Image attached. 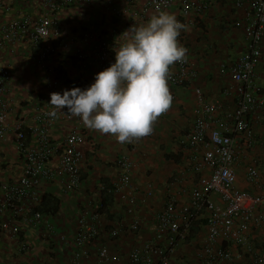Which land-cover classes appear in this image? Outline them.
Masks as SVG:
<instances>
[{"label":"built area","instance_id":"obj_1","mask_svg":"<svg viewBox=\"0 0 264 264\" xmlns=\"http://www.w3.org/2000/svg\"><path fill=\"white\" fill-rule=\"evenodd\" d=\"M99 1L103 0H0V173L8 175L0 180V237L16 241L19 264H28L24 259L29 250L28 243L20 240V232L43 219L38 210L42 188L56 184L64 193H74L82 185V113L107 98L123 121V133L134 135L135 119L130 108L118 101L113 79L118 32H131L148 17L160 30L164 55L170 60L160 71L162 79L169 87L191 84L197 72L184 51V20L191 14H204L221 0H121L122 6L117 0H105V12L94 28L82 29L74 42L88 51L77 50L69 56L82 64L92 62L97 85L92 94L77 93L72 104L64 107L58 73L61 60L67 56V41L60 14L70 7L86 9ZM231 1L241 14L230 28L241 32L243 51L231 63L220 64L219 73L228 77L230 85L223 94L232 99L233 106L227 109L219 101L207 102L203 91L194 88L193 126L179 140L190 151V165L183 176L174 177L161 188V207L150 219L152 235L126 249L121 247V235L141 232L140 209L156 192L152 181L142 189L133 187L134 161L128 153H118L114 158L117 181L108 190L99 187V199L93 200L92 209L80 210L71 253L63 264H264V243L255 246L249 235L251 227L264 223V157L254 158L242 169L251 189L237 186V168L245 153L257 146L264 152V139L258 138L254 127L264 120V93L257 74L264 46V0ZM175 5L178 17L166 19L165 12ZM20 44L26 48L27 61L38 68L45 93H33L27 106L17 107L18 114L9 92L10 70L3 53L5 48ZM73 120L75 124L60 143L50 138L58 122ZM8 137L13 161L5 157ZM14 168L18 173L9 176ZM103 192L125 203L128 219L107 222V237L100 239ZM180 198L184 202L180 203ZM195 231L199 241L193 237ZM189 251L191 262L184 259Z\"/></svg>","mask_w":264,"mask_h":264},{"label":"crops","instance_id":"obj_2","mask_svg":"<svg viewBox=\"0 0 264 264\" xmlns=\"http://www.w3.org/2000/svg\"><path fill=\"white\" fill-rule=\"evenodd\" d=\"M175 3L177 5L178 2ZM96 4L86 9L70 7L60 14L63 36L67 41L65 49L67 56L61 60L58 73L62 80L59 95L64 107L72 104L77 93L92 94L97 85L96 68L92 62L82 64L69 57L77 50L88 51L87 47H80L74 42L82 29L94 28L100 15L104 14L105 0ZM117 4L122 6V1L117 0ZM176 5L165 12L166 19L178 17L179 9ZM31 10L33 11L32 7L28 12ZM240 14L231 0H221L204 14L200 16L191 14L184 20L186 33L183 41L184 51L189 63L198 66V74L191 84L179 87H169L160 75L161 69L170 65V60L164 55L160 30L151 24L148 17L140 20L131 32L123 30L118 32L113 79L118 86V101L130 108L135 119L134 135L127 136L123 133V121L114 112L107 98L91 110L82 113L79 122L84 136L81 145L84 159L81 167L83 180L80 192L63 193L60 187L54 184H47L48 186L44 187L46 188L42 190L44 195H52L61 202L54 214L43 213L44 218L40 224L24 227L20 232V240L29 246L24 259L28 264H63L65 256L71 253L76 218L80 214L79 208L92 209L93 200L99 199V187H108L117 181L119 173L114 166V158L118 153H128L134 161L135 167L131 174L134 188L142 189L146 182L151 181L148 179L153 180L156 194L139 212L142 220V229L138 234L140 243L152 235L153 226L149 220L161 207L163 195L161 188L174 177L183 176L185 173L182 172L190 165V151L181 146L179 140L189 133L193 126V106L196 104L194 88L197 86L203 91L207 102L219 101L227 109L233 106L232 99L223 94V90L230 82L226 76L219 73L216 64L231 63L241 54V49L243 50L241 32L230 28L231 23L238 19ZM153 16L152 14L151 19ZM236 35L239 36L237 39ZM26 55L27 51L23 44H20V47L5 48L3 53L4 61L10 70L9 92L15 102L26 99L29 93H32L31 95L37 93V88L44 90L38 68L27 61ZM262 66L263 63L257 69L259 77L263 76ZM261 84L264 85L262 82ZM151 89H154V93L150 91ZM74 124L75 120L58 122L51 129L50 138L60 143ZM254 127L255 130H260L256 123ZM136 143L139 150L135 155L130 151L136 149V146H133ZM7 144L9 146H5V157L13 161L15 154L11 148V137H8ZM170 164H174V168ZM172 168L175 171L166 174L167 170ZM237 169L239 174V167ZM11 173H18V170L11 169L9 176ZM5 174L0 173V180L5 178L3 177ZM187 176L188 174L184 177ZM239 178L243 182L241 189H251L243 176ZM179 200L180 203L184 202V199ZM111 201V204L106 205L105 212L100 211V214L102 213L99 222L102 228L100 239H103L102 235L107 237L103 231L109 223L128 219V216H124L125 203L114 201L113 198ZM120 203L122 207L117 209L115 206ZM249 235L255 246L262 245L264 223L251 227ZM98 244L91 249L92 254H95ZM16 245V241L9 236L0 237V264H9L12 261L14 264L20 263L21 259L16 255ZM83 264L92 263L90 261Z\"/></svg>","mask_w":264,"mask_h":264},{"label":"rangeland","instance_id":"obj_3","mask_svg":"<svg viewBox=\"0 0 264 264\" xmlns=\"http://www.w3.org/2000/svg\"><path fill=\"white\" fill-rule=\"evenodd\" d=\"M237 32V31H236ZM231 33H233V32H231ZM238 33V32H237ZM239 34V33H238ZM237 37H239L238 35H236L235 36V38L237 39ZM264 48V47H263ZM243 50L241 49V52H242ZM262 52H263V56L261 57V62L260 63H263V68L261 69V71H263L262 72V74L261 75H263V76H260V79H259V86L261 87V89H262V91H263V93H264V85H262L261 84V82L264 84V51H263V49H262ZM240 54V53H239ZM235 57H237V55L235 56ZM221 63L219 62V65H220ZM192 65H193V68L196 70V72L198 71V66L196 67V65H194L193 63H192ZM219 65H217L216 64V66H218L219 67ZM214 68H215V66H214ZM218 73V69H217V72H216V76L218 75L217 74ZM197 74H198V72H197ZM259 75H260V73H259ZM38 76H40V74H38ZM41 77V76H40ZM228 78V77H227ZM262 79H263V81H262ZM42 84H40V87L42 88V86H41ZM200 86V85H199ZM197 87V86H196ZM37 90V93H42V94H44L45 92H44V90H42V89H39V88H37L36 89ZM19 91H21V88L19 87ZM152 93H154V89H151L150 90ZM32 93H29V95H27V97H26V99H24V100H20V101H17V102H14L13 103V107L15 108L14 110L18 113V114H20L19 113V109L17 108L19 105H23V106H27L28 104H29V102L31 101V98H32V95H31ZM13 101H15V99L13 98ZM20 103V104H19ZM195 105L193 106V111H194V109H195ZM91 110V109H90ZM259 128L258 129H260L259 131L258 130H256V133H257V136H258V138H261V139H264V121H263V123L259 126L258 124H256ZM80 126H81V123H80ZM255 126V125H254ZM139 143V142H138ZM138 143H136L135 145H133V146H136V149L133 151V153L136 155L137 153H138ZM129 149V148H128ZM263 158L264 157V152H263V150L261 149V147H259V146H257V147H255V148H253V149H251V150H248L246 153H245V156L241 159V161H240V164L238 165L239 166V174L237 175V186L240 188V186L242 185V179H238V177L239 176H243V175H241V174H243L242 173V169L245 167V165H248L250 162H252V160H254V158ZM7 158H9V157H7ZM173 168H174V164H170ZM110 166L112 167V163L110 164ZM173 168L172 169H168L167 170V173L166 174H170L171 173V171H175V169L173 170ZM185 171V170H184ZM146 177H148L147 176V174H146ZM148 180H151L152 182H153V180L152 179H148ZM154 184V183H153ZM241 189V188H240ZM111 203H112V201H111ZM110 203V204H111ZM112 204H114V203H112ZM117 204V203H116ZM111 206V205H110ZM146 206V205H145ZM145 206H143V207H145ZM115 207H117V209H120L121 207H122V205H121V203H120V205L118 204L117 206H115ZM149 208H152V207H149ZM142 209V208H141ZM150 221V220H149ZM141 229H142V226H141ZM124 236H127V235H124ZM193 237L194 238H196L195 239V241H199L200 239H199V237L200 236H198L197 237V231H195V232H193ZM140 236H135V235H130V236H127V237H122V238H120V243H121V247H123V248H127L129 245H130V243H140ZM191 254H192V251H189L186 255H184V259H186V258H189L190 256H191ZM188 262H191L192 261V259H188L187 260Z\"/></svg>","mask_w":264,"mask_h":264},{"label":"trees","instance_id":"obj_4","mask_svg":"<svg viewBox=\"0 0 264 264\" xmlns=\"http://www.w3.org/2000/svg\"><path fill=\"white\" fill-rule=\"evenodd\" d=\"M104 188L108 190L110 186L108 187L104 186ZM76 192H80V190H77ZM100 199L102 202V206L105 207L112 200V196L111 194L109 195L107 192H103L102 195H100ZM60 202L61 201L58 200L56 197L49 194H45L38 210L41 213L50 214V215L54 214L59 208Z\"/></svg>","mask_w":264,"mask_h":264},{"label":"clouds","instance_id":"obj_5","mask_svg":"<svg viewBox=\"0 0 264 264\" xmlns=\"http://www.w3.org/2000/svg\"><path fill=\"white\" fill-rule=\"evenodd\" d=\"M94 107V106H93ZM92 107V108H93ZM91 108V109H92ZM90 110V109H89ZM81 127V126H80ZM81 131V130H80ZM80 149H81V146H80ZM82 151V150H81ZM83 152V151H82ZM82 177H83V173H82ZM54 185H56V184H54ZM58 186V185H57ZM58 187H60V186H58ZM111 187V186H110ZM46 188H42V190H45ZM61 189V188H60ZM78 190H80V188L78 189ZM61 191H62V189H61ZM43 192V191H42ZM63 192V191H62ZM64 193V192H63ZM43 194V196H42V200H43V197H44V193H42ZM69 194H72V193H69ZM114 200V199H113ZM114 201H116V200H114ZM42 202V201H41ZM41 204V203H40ZM40 206V205H39ZM39 208V207H38ZM83 207H80L79 208V211L82 209ZM104 212L106 211V206L105 207H103V209H102ZM101 210H99V212H100ZM41 213V212H40ZM42 214V216H43V218H44V214L43 213H41ZM106 229H107V227H105V231H103L104 232V234H106ZM123 237V235H121V238ZM104 240H100V243L101 244H103L104 242H103ZM109 248L112 250L113 248H114V246L112 245V246H110L109 245ZM128 248V247H127ZM92 252V251H91Z\"/></svg>","mask_w":264,"mask_h":264}]
</instances>
